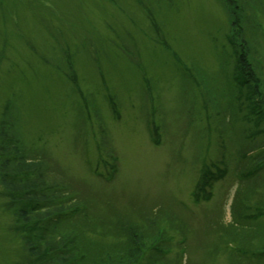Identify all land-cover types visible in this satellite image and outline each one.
<instances>
[{
  "label": "rangeland",
  "instance_id": "374dc122",
  "mask_svg": "<svg viewBox=\"0 0 264 264\" xmlns=\"http://www.w3.org/2000/svg\"><path fill=\"white\" fill-rule=\"evenodd\" d=\"M232 1L0 0V125L10 119L63 208L82 211L71 263L134 264L131 227L136 264H264L252 255L264 217L251 220L264 170L246 180L264 133L252 134L230 43L248 49L264 94V0ZM210 174L223 178L198 201ZM5 191L0 264H31Z\"/></svg>",
  "mask_w": 264,
  "mask_h": 264
},
{
  "label": "trees",
  "instance_id": "16d2710c",
  "mask_svg": "<svg viewBox=\"0 0 264 264\" xmlns=\"http://www.w3.org/2000/svg\"><path fill=\"white\" fill-rule=\"evenodd\" d=\"M226 2L238 8L237 3L232 0ZM233 16L232 25L237 28L240 22L236 12ZM230 43L236 58V80L241 86H247L249 83L252 85L247 100L250 102L253 120L259 122L264 118V94L260 92L261 80L254 69V64L250 62L248 49L244 50L242 47L240 51L233 40L230 39ZM10 122L5 118L0 125V182L7 190L4 194L10 204L16 205L15 226L22 236L28 260L31 264H80L84 261V257L82 260L70 262L71 258H76L75 254L79 253L74 249V243L77 241L66 237L71 238L68 236L71 227H74L82 211L78 208L74 210L63 208L66 199L58 195L57 188L47 181L42 170H36V166L30 167L31 164L27 159L31 153L25 148L20 149L17 140L10 136L9 130H12ZM132 229L130 227L131 232L124 229L128 233H123V236L128 240L129 250L133 253L131 262L136 264L137 258H143L141 252L144 243L138 230L133 229L136 231L134 232ZM110 258L113 257H104V261L109 262Z\"/></svg>",
  "mask_w": 264,
  "mask_h": 264
}]
</instances>
